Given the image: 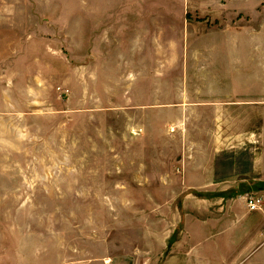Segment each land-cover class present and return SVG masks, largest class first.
<instances>
[{"label":"rangeland","instance_id":"obj_1","mask_svg":"<svg viewBox=\"0 0 264 264\" xmlns=\"http://www.w3.org/2000/svg\"><path fill=\"white\" fill-rule=\"evenodd\" d=\"M88 38L0 30V264H247L245 197L258 193L187 188L184 165L196 159L185 154L199 146L169 140L162 110H88V98L96 107L121 99L98 78L88 89ZM46 49L79 66L74 95L60 96L55 72L48 99ZM69 100L80 111L75 128L58 110Z\"/></svg>","mask_w":264,"mask_h":264},{"label":"crops","instance_id":"obj_2","mask_svg":"<svg viewBox=\"0 0 264 264\" xmlns=\"http://www.w3.org/2000/svg\"><path fill=\"white\" fill-rule=\"evenodd\" d=\"M17 29L88 31V89L98 78L104 93L121 95L100 107L88 98V110L164 111L169 140L199 146L185 154L196 159L184 165L187 188L248 189L264 200V0H0V30ZM60 54L42 58L49 100L55 72L61 97L79 81V66L57 63ZM69 102L58 110L75 128L80 111ZM249 212L247 264H264V201Z\"/></svg>","mask_w":264,"mask_h":264},{"label":"built area","instance_id":"obj_3","mask_svg":"<svg viewBox=\"0 0 264 264\" xmlns=\"http://www.w3.org/2000/svg\"><path fill=\"white\" fill-rule=\"evenodd\" d=\"M246 205L249 211L259 210L263 204V197L257 194H249L245 197Z\"/></svg>","mask_w":264,"mask_h":264}]
</instances>
